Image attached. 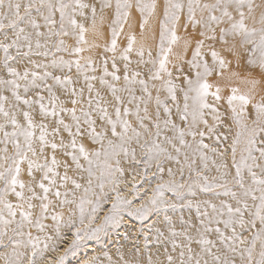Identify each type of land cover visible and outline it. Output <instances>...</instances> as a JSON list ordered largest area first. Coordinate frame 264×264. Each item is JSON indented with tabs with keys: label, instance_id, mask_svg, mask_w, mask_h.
I'll return each mask as SVG.
<instances>
[{
	"label": "snow or ice",
	"instance_id": "snow-or-ice-1",
	"mask_svg": "<svg viewBox=\"0 0 264 264\" xmlns=\"http://www.w3.org/2000/svg\"><path fill=\"white\" fill-rule=\"evenodd\" d=\"M70 257L264 264V0H0V264Z\"/></svg>",
	"mask_w": 264,
	"mask_h": 264
},
{
	"label": "rangeland",
	"instance_id": "rangeland-1",
	"mask_svg": "<svg viewBox=\"0 0 264 264\" xmlns=\"http://www.w3.org/2000/svg\"><path fill=\"white\" fill-rule=\"evenodd\" d=\"M89 243L92 244V246H93V248H94L93 250H95L96 252H99V251L101 250V246H100L99 244H97L95 241H91V242H89ZM88 245H89V244H88ZM109 247H111V246L109 245ZM93 250H92V251H87V248H86V249H81V250L79 251V253H78V257H77V258H80V259L84 258V253H85V251H86L89 255H92V254H94ZM77 258H71V257H70V263L76 261Z\"/></svg>",
	"mask_w": 264,
	"mask_h": 264
},
{
	"label": "bare ground",
	"instance_id": "bare-ground-1",
	"mask_svg": "<svg viewBox=\"0 0 264 264\" xmlns=\"http://www.w3.org/2000/svg\"><path fill=\"white\" fill-rule=\"evenodd\" d=\"M89 245H88V247H87V251H92L94 248H93V246H92V244L91 243H88ZM70 264H77V260L76 261H74V262H72V263H70Z\"/></svg>",
	"mask_w": 264,
	"mask_h": 264
}]
</instances>
